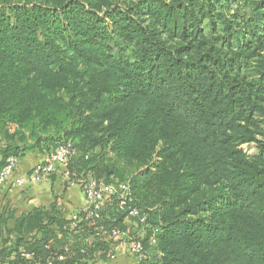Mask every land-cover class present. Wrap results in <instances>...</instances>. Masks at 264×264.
<instances>
[{
  "label": "trees",
  "instance_id": "trees-1",
  "mask_svg": "<svg viewBox=\"0 0 264 264\" xmlns=\"http://www.w3.org/2000/svg\"><path fill=\"white\" fill-rule=\"evenodd\" d=\"M65 142L134 201L77 233L56 204L2 219L0 264L112 259L130 206L138 264H264V0H0V170Z\"/></svg>",
  "mask_w": 264,
  "mask_h": 264
},
{
  "label": "built area",
  "instance_id": "built-area-1",
  "mask_svg": "<svg viewBox=\"0 0 264 264\" xmlns=\"http://www.w3.org/2000/svg\"><path fill=\"white\" fill-rule=\"evenodd\" d=\"M76 155V149L71 142L62 143L56 150V152L48 156L45 160L38 163L26 177H19L13 179L16 167L20 161L17 156L11 155L6 159V163L0 170V188L3 184L10 183L12 186H23L26 183H38L50 178L55 173H60L69 186H77L83 192L85 201L81 210L75 211L71 214L70 224L71 228L77 229L75 233L79 232L81 224L88 222L91 224L93 221L100 219L101 211L107 206V204L118 202L122 207L127 205L128 202H133L134 197L132 195L131 187L128 182H111L106 183L97 178L92 177L90 174L76 175L70 170L69 164ZM139 217L138 232L131 235L128 232H123L119 229H113L111 231V237L114 242L111 249L108 251V256L113 258L114 252H118L120 247L127 246L128 251L135 255L137 258H144L147 256L150 250L145 247L143 239L148 228V213L142 212L136 206H130L129 217ZM71 229V230H72ZM108 231L100 229L97 230L96 236L106 234ZM157 229H154L152 234V244H154V235ZM86 242H91L92 235L85 238ZM68 250V248L66 249ZM27 261H32V264H41L38 260L34 259L33 254L22 251L21 254ZM65 257L63 255L58 256L59 261H63ZM48 264H54L52 259H48Z\"/></svg>",
  "mask_w": 264,
  "mask_h": 264
},
{
  "label": "crops",
  "instance_id": "crops-1",
  "mask_svg": "<svg viewBox=\"0 0 264 264\" xmlns=\"http://www.w3.org/2000/svg\"><path fill=\"white\" fill-rule=\"evenodd\" d=\"M48 156L49 153L39 150L27 153L20 159L13 179L26 177L38 163ZM84 201L85 197L80 188L67 185L59 174H54L42 182H29L19 187L12 186L8 182L0 188V233L5 236L7 234V230L2 227V219L8 218V223H13L36 208L49 207L52 204L59 206L68 219L72 212L83 208ZM138 262V258L125 246L120 247L112 259L94 261L92 264H138Z\"/></svg>",
  "mask_w": 264,
  "mask_h": 264
},
{
  "label": "rangeland",
  "instance_id": "rangeland-1",
  "mask_svg": "<svg viewBox=\"0 0 264 264\" xmlns=\"http://www.w3.org/2000/svg\"><path fill=\"white\" fill-rule=\"evenodd\" d=\"M259 138L262 139L263 136L260 135ZM242 148H243L248 154H256V153L258 152L255 144H245V145L242 146ZM111 155H112V154H111ZM135 172H136V171H133V170H132V174H134ZM103 178H104V177H102V179H99V178H97V179H99V180H101V181H103V182H106ZM127 178H128V179L131 178V175H129ZM75 211H76V210H75ZM75 211H74V212H75ZM77 211H78V210H77ZM72 213H73V212H72ZM72 213H71V214H72Z\"/></svg>",
  "mask_w": 264,
  "mask_h": 264
}]
</instances>
